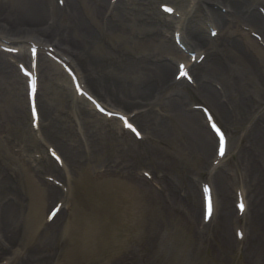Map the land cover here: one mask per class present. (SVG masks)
Wrapping results in <instances>:
<instances>
[{
    "label": "rangeland",
    "instance_id": "1",
    "mask_svg": "<svg viewBox=\"0 0 264 264\" xmlns=\"http://www.w3.org/2000/svg\"><path fill=\"white\" fill-rule=\"evenodd\" d=\"M3 1V10L13 5L12 0ZM163 1L173 2V0H121L126 5L124 13H119L123 7L121 4L116 14L114 12L110 15V13L106 12L107 9L104 5H101L102 0H80L88 19L92 22V26H88L86 23L84 25L80 16L77 20H71L64 13L57 14V17L52 19L57 20L61 27L66 26L68 29L66 32L68 39L60 40L61 44L66 45L64 47L69 48L73 56L81 63H90L85 65L86 67H82L84 71L86 69L85 73L88 75L90 86H93L98 80V86L96 85L97 87L95 86L96 88H94L95 92L98 91L103 94V87L100 83L103 79H106V83H110V79L116 80V82H113L124 92H131L133 89L143 91V86L154 81L147 90V99L152 97L156 81L152 79L153 74L151 73L154 68L153 65H144L142 62L152 60L153 63H160L165 53H168L167 49H164L163 45L158 43L156 34H159L160 31H158L157 26L158 20L156 21L154 18V10H158L159 3ZM174 1L179 4L183 1V4L186 5V0ZM54 3V6L57 7V3ZM104 3L106 4L107 0ZM200 7L198 5V8ZM235 24L226 27L221 36L224 34L223 37H228L231 32H235L233 35H239L242 39L250 38L247 30L240 27L238 23ZM93 27L98 33L93 30ZM52 31L53 29H50L48 33H45V38L52 39V37H57L54 33L52 34ZM258 31L262 33L260 29ZM86 36L91 37L95 41V44L89 48L85 43ZM251 38L255 40L253 37ZM221 40L222 38L218 42H213V44L218 45ZM206 44L208 45L207 41ZM71 46L77 48V51H74ZM169 49L172 52L171 45ZM253 51L260 63L251 64L257 68L258 72L261 71L264 76V53L256 43ZM137 56L139 59H137ZM121 57L124 58V63L121 62L122 66L114 68L112 66L114 60L121 61ZM103 58L105 61L107 59V61H100ZM135 59L140 63L135 64L133 62ZM90 60H93L92 63ZM54 65L57 66L54 63H46L45 61L41 77L40 108L43 111L42 129L47 140L51 143L59 144L60 137L55 139L54 136L47 135L46 131L49 133L55 130L57 126H70L59 123L56 119L64 120L66 118L68 123L73 126V117H75L78 123H81L82 127L88 132L102 130V134L105 135L111 131L108 134L109 136H98L101 138L100 148H102L98 156L88 155L86 159L82 160V162L78 161L76 164L78 154L71 155L73 157L70 162H72L71 164L74 168L75 182L81 180L87 173L90 175L92 171H96V175L99 176L96 179L99 180L95 183L96 185L104 186L110 192L129 188L138 201L133 198L136 202H127L120 192L115 191L113 193L114 207L104 203L97 209V211L103 209L100 214L97 211L92 212L91 207H89L92 193L88 181L85 182L84 180L86 187L85 200L83 195L78 193V201L75 202L73 192L75 206L73 212L71 213V209H68L55 224L51 227L45 226V229L42 228L43 231L40 230L37 233L36 227L38 223L45 220L46 213L59 196L57 191L55 193L57 195H45L50 188L39 177V174H41V171L38 170L39 165L35 167L36 169H33L31 167L32 163L27 158L25 159L24 156L26 157V154L31 155L34 152L45 153L47 142L37 140L32 132L25 93L20 85L11 83V85H6L5 89L1 87L0 174L13 173L20 184H14L16 187L14 190L19 192L18 194L15 191L18 195L20 207L15 208L16 206L11 203L4 209V232L7 239L12 238L14 241L15 235L13 234H15V230L18 232L20 229L26 228L25 231H28L26 239L16 246V248L21 250L24 258L23 262L26 259V264H41L42 259H49V264H259L257 256L251 252L250 256L241 249H233V251L231 247L228 249L224 244L222 233H218L216 222H214L216 226L211 228V234L206 236L207 238H202L197 229L198 223H196L200 215L199 205L195 208V217L192 219L190 215L192 213L189 210L193 209V202L188 205L186 201L174 195L163 180L166 175H169L183 183L188 191L191 190V186H194L193 180L197 176H206L207 174V165L210 163L208 159L213 152V145H211L208 155L204 157L201 149L200 134H196L197 131L187 130L183 124L185 123L184 118L174 115L178 112L173 111V108H166L162 111L163 122L161 130L149 129L145 142L141 144L134 143L133 137L125 136L122 131L115 129L113 122H107L101 116L95 117L86 110L84 104L75 102L73 95L64 87L63 78L58 68ZM126 65L141 67L142 73H128L127 70L122 69ZM169 74L167 79H170L174 74L173 68ZM202 74L205 75V73ZM257 79H260L259 73ZM248 82L250 85L247 83V87H250L252 91L247 89L258 100L257 107H259V115H261L264 113V82L262 80L258 82L251 77ZM172 85L170 84V87L166 89H160L158 96L161 94L165 96L172 89L178 92L181 88L178 84L172 83ZM229 89L232 91L230 85ZM216 95L219 99L217 93ZM132 97L141 98L138 95H132ZM190 97L199 102L211 103L200 97L197 92L194 95H190ZM103 98L105 99L104 95L100 97L101 100H104ZM164 100L166 98H163ZM105 101L109 102L108 99H105ZM167 103L161 102L160 105ZM114 104L121 105L126 110L132 109L131 105L125 106L123 102ZM176 104L178 106L177 110L183 113L180 103L177 101ZM218 104H216L218 110L223 112L220 104ZM53 112H56V117L52 116ZM263 116L262 119L264 120ZM196 120V124L198 123L200 128L205 130L203 125L201 127L198 116ZM248 126L250 124L243 120V124H232V131L230 130L232 133L230 139L232 157L228 167L230 170H235L234 173L237 172L240 176L243 174L241 169L243 165L238 161L240 168L237 165L235 166V163L240 157L241 146L244 150L246 148L248 152L250 150L251 145L244 142V136L250 132ZM188 131H192L193 136H199L200 139L198 138L191 143ZM258 133L260 134V130ZM262 133H264V127H262ZM254 136L255 134L250 137V143ZM259 140L264 147V136L259 138ZM128 141H131L137 147L136 153H138V157L136 155L131 159L127 157V161H131V164L127 168H123L119 173L109 172L119 162V159L122 160L120 165L122 163V166L125 167V159L121 158V154L124 152L123 146L125 142L128 143ZM62 148L65 150L66 147L63 145ZM237 152L238 155L234 156ZM249 153V156L253 157L252 153ZM71 156L69 157L70 160ZM141 168L149 169L153 173L160 175V177L164 175L161 182L165 188H163L162 192H154L152 189L154 186L150 181L149 186H153L152 188L141 183L138 185L137 182L128 179V176L124 177V174L128 172L134 174L133 171L135 169L139 171ZM45 171L51 170L46 169ZM104 171L106 177L103 176ZM74 179L72 180L73 187L75 186ZM78 186H80V181ZM108 186H110L109 189ZM4 191V188L3 190L0 189V199ZM9 210L16 211L15 218L12 219L13 211L8 213ZM32 214L35 222L33 225L29 223V219L33 217L31 216ZM85 214L91 218H96L97 223L96 230L93 228V231L91 227L87 229L86 226L84 237H82L76 230L77 228L69 224V222L75 217L76 221L74 224H76L77 220L85 216ZM36 216H39V218ZM226 221L227 225H229L228 218ZM214 223L213 225H215ZM14 224L18 227H15ZM31 233L33 235L30 237ZM2 236L3 234L0 235V237ZM167 241L176 243V251L178 252L168 255L165 250ZM222 243L231 252H228Z\"/></svg>",
    "mask_w": 264,
    "mask_h": 264
},
{
    "label": "bare ground",
    "instance_id": "2",
    "mask_svg": "<svg viewBox=\"0 0 264 264\" xmlns=\"http://www.w3.org/2000/svg\"><path fill=\"white\" fill-rule=\"evenodd\" d=\"M104 1L105 0H102L103 4H104ZM259 1L260 0H258V2ZM3 2H4L3 0H0V40L10 41L11 43H19L20 41H23L26 43L27 40L34 38L38 42H40L42 45L47 44V42L48 43L51 42L50 40H47L46 38L44 39V38L35 37L36 34H41L42 36H45L44 34L48 33L50 29H53L52 34L56 32L57 30L56 25L51 26V27H48V25H46L47 15H48L47 7H46L47 0H12L13 5H11V7L4 8V10H3V5H4ZM69 3H72L70 13L73 16V18L77 20V18L79 17L78 8L76 4L77 0H69L68 4ZM206 3L213 4V5L221 4L231 9V11L228 14H221L220 16V18L223 19V27H229V25H231L234 21L237 20V21L244 22L251 27L259 28L264 32V28H262V22L260 21L261 18L258 15L259 12H257L256 9H254L253 11L250 10L252 6L257 5V4H252L250 0H206ZM260 3L264 5V0L260 1ZM5 6L7 5L5 4ZM119 6H121V4H119L115 8L116 12ZM58 12H59V9L54 10V14H57ZM119 13H124L123 7ZM78 28L82 29L81 27H78ZM176 28L178 31H180V28L178 26ZM185 30L188 31L187 25L185 26ZM193 38L194 40H192ZM221 38H222L221 42L218 45H214L213 49L222 48L224 52H227L228 59H230V62H229L230 67L214 64V63H221L217 59H214V63L213 61H211V63H213V65L211 66V69L215 72V74H217L216 76L225 77L227 81L229 82L230 86H232L236 92H238L237 87H241V85L247 84V80L250 77L258 81L257 70L251 64L252 58H253L251 54L248 53L247 50H245V48L241 45V43L238 40L234 41L233 39H230L227 36L221 37ZM85 39H86L85 43L88 48L95 44V41L91 39V37L86 36ZM201 39L207 41V38L205 36L193 37L192 35V37L190 38L187 35V40L189 41V44L195 43L197 45V43ZM192 41H195V42H192ZM211 45L212 44H209L208 46L210 47ZM55 47L60 52L63 51L64 53H68L69 49L67 48L66 50L62 49L61 47H58L56 43H55ZM71 47L73 48L74 51H77V48H75L74 46H71ZM23 52H24L23 56L24 55L26 56V51L23 50ZM1 55L8 56V54L0 51V88L1 86L9 85L13 81L15 83V80L17 79L14 68L10 64H8L4 60V58L1 57ZM92 61L93 60H90L91 63ZM205 64L206 63H202L199 69L204 68ZM153 68L154 69H152L151 73L153 74L152 79L156 80V83L154 85V89H155L156 85L160 82V79L163 84L166 81H168L167 78L171 71V68L167 64L154 65ZM122 69L127 70L128 73H133V74L142 73L141 71L142 68L138 66L126 65V67L123 66ZM203 78H205L206 80H209L210 77H203ZM101 85L104 86L103 87L104 90L110 89L111 91L114 92V94L116 95V97H113L115 102H123L125 106H130V104H133L135 102L136 103L131 106H136L137 100H140L143 98H145L146 100H150V99H147V95H148L147 90L151 87V85L148 88L144 89L143 91H140V90L137 91L133 89L134 91L131 90V92L121 91L117 88V86H114L113 88V86L111 84L109 86L108 83L104 81V79L101 82ZM216 93L210 86H206V85L200 87V89L198 90V94L203 99L209 100L214 104L219 103L221 108H223V105L221 104L220 100L217 98ZM132 95H138V96H141V98H133ZM241 98L242 97L239 96V93H238L237 107L240 110L239 120L243 121L244 116H246L245 111H247V107H246L245 102L243 103ZM148 106L150 108H153L152 105H148ZM140 108H144L143 102H140V105L137 108L134 107L133 109L136 110ZM172 108H173V111L178 112L174 115H178L184 118L185 123L183 124L187 130H193V132L197 131L196 134L198 133L200 134L201 149L204 154V157H206L209 153L211 144L213 143L214 145V139H216L215 136L212 134L214 136L213 137L207 130H202L198 123L196 124V121H197L196 117L198 116V114L186 115V114L180 113L177 110L176 103L175 104L173 103ZM242 111H244V113H242ZM142 116L145 120L148 121L150 119V116H152L151 111L145 112ZM223 118H228V117H226L225 114L223 113L222 119ZM200 122L202 124L201 118H200ZM228 122L229 121H227L226 123ZM161 123H162V120H160V124ZM223 123L225 122L223 121ZM188 132L190 134L191 143H193L199 138V136H193L192 131L191 132L188 131ZM254 134L255 136L252 138L251 149H254L255 153H259V156L258 158H253L245 154L244 155L245 160L243 162L245 166L244 170L246 172V178L248 180V183L246 180L244 184V189L247 192V194L251 197V204H253V210L251 207V211L247 210L245 212L247 213V216L248 214H251L250 225H252L249 228V231L251 230V235H248L246 237V240H247L246 243H248L249 254L250 252L255 254V256H257L258 263L264 264V183L262 182L263 177H264V172L261 171V167L259 166V163H257V160L261 161V164L264 167V147L261 141L259 140L260 137L257 136L255 132ZM255 161L257 163L256 166H255ZM218 177L221 178L218 182V185L216 186V190L219 192L220 199H221V213L219 216L218 231L222 233L224 241H225V245L227 246V248H229L230 246H232L233 242L231 243L232 233L227 227L226 219L228 218L229 223L230 222L235 223L239 221V217L236 214L238 212L235 213V210L231 208L232 206L231 207L229 206V199L231 198V193L229 189L227 188V184H228L227 179L224 178V175H217L216 178ZM137 184L140 185V183L138 182ZM55 193H56L55 189H50L47 191V193H45V195L52 196ZM103 200L107 201L106 198ZM7 206L8 205H5L2 208V211H4V209ZM9 211L8 213H11L13 210L10 212ZM2 222H3V212H2ZM5 237L7 238L6 235Z\"/></svg>",
    "mask_w": 264,
    "mask_h": 264
},
{
    "label": "snow or ice",
    "instance_id": "3",
    "mask_svg": "<svg viewBox=\"0 0 264 264\" xmlns=\"http://www.w3.org/2000/svg\"><path fill=\"white\" fill-rule=\"evenodd\" d=\"M168 11H171V9H167ZM130 128L132 127L131 125H128ZM242 207V206H241Z\"/></svg>",
    "mask_w": 264,
    "mask_h": 264
}]
</instances>
